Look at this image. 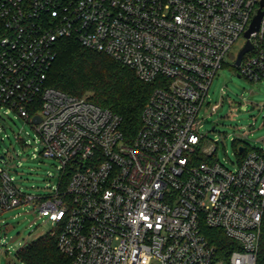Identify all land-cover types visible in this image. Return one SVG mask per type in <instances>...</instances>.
<instances>
[{
	"label": "built area",
	"instance_id": "built-area-1",
	"mask_svg": "<svg viewBox=\"0 0 264 264\" xmlns=\"http://www.w3.org/2000/svg\"><path fill=\"white\" fill-rule=\"evenodd\" d=\"M261 1L0 0V124L1 111H14L61 163L58 185L41 198L0 165V216L39 200L70 264H256L264 156L249 151L228 169L206 145L199 115ZM62 39L155 84L131 142L119 115L48 86ZM250 42L235 73L262 81L264 16ZM206 229L235 248L219 252Z\"/></svg>",
	"mask_w": 264,
	"mask_h": 264
},
{
	"label": "rangeland",
	"instance_id": "rangeland-1",
	"mask_svg": "<svg viewBox=\"0 0 264 264\" xmlns=\"http://www.w3.org/2000/svg\"><path fill=\"white\" fill-rule=\"evenodd\" d=\"M245 42L240 38L234 44L199 115V131L206 136V145L216 148L214 159L230 170L238 167L239 146L264 153V80L239 78L233 66ZM1 116L0 156L6 158L0 159V165L8 169L24 194L49 196L58 185L61 163L44 155L32 125L8 109ZM39 205L37 200L0 216V264H22L18 251L54 230L47 216L40 215Z\"/></svg>",
	"mask_w": 264,
	"mask_h": 264
},
{
	"label": "trees",
	"instance_id": "trees-1",
	"mask_svg": "<svg viewBox=\"0 0 264 264\" xmlns=\"http://www.w3.org/2000/svg\"><path fill=\"white\" fill-rule=\"evenodd\" d=\"M48 86L71 96L85 97L119 115L127 142H131L142 127L143 111L155 89V84L140 81L133 70L112 57L84 48L73 39L57 43L56 61L49 73ZM249 151L244 147L243 152L237 154L243 158ZM256 152L264 156L263 152ZM58 230L18 251L20 261L24 264H70V258L58 249ZM205 235L219 252L235 248L221 230L206 229ZM256 264H264V218Z\"/></svg>",
	"mask_w": 264,
	"mask_h": 264
},
{
	"label": "water",
	"instance_id": "water-1",
	"mask_svg": "<svg viewBox=\"0 0 264 264\" xmlns=\"http://www.w3.org/2000/svg\"><path fill=\"white\" fill-rule=\"evenodd\" d=\"M261 5V8L258 10V13L257 15L254 17L249 29L246 31L244 37L246 38V42H245V45L244 47L242 48V50L239 52L236 60H235V66H240L241 62H242V59L243 57L245 56V54L249 53L252 49H253V45L251 44L250 42V37L252 35V33L258 31L259 27H260V24H261V21H262V18L264 16V0L261 1L260 3ZM239 78H241L240 75H237ZM40 122V118L39 117H36L35 118V123H39ZM244 150L243 147H239V152L242 153ZM0 159H4V156H0Z\"/></svg>",
	"mask_w": 264,
	"mask_h": 264
}]
</instances>
